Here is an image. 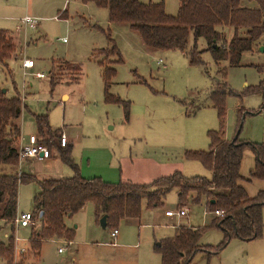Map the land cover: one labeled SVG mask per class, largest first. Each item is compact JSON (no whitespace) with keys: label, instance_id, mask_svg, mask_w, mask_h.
<instances>
[{"label":"rangeland","instance_id":"obj_1","mask_svg":"<svg viewBox=\"0 0 264 264\" xmlns=\"http://www.w3.org/2000/svg\"><path fill=\"white\" fill-rule=\"evenodd\" d=\"M138 1L163 3L165 14L172 17L178 9V0ZM65 10L66 19L60 18ZM25 17L33 20L35 28L20 25ZM0 30L14 37V56L19 57L8 62L14 85L0 67V87L7 90L8 97L14 96L16 89L24 100L18 120V146L26 145L30 135L38 136L34 117H45L50 132L56 133L55 144L59 135L66 137V146L59 148L65 151L71 145L70 158L79 173L82 164L84 176L108 179L113 175L117 180L118 161L122 159V171L128 179L144 184L175 171L186 178L210 179V172L200 162L184 158L187 151L209 150L208 132L222 128L228 140L239 135L245 142L264 143V111L258 112L262 99L247 93L264 79V70L259 73L257 69L264 65V39L260 46L242 54L240 67L230 68L228 62L220 63L233 93L225 99V114L220 120L209 99V93L220 82L218 67L209 52H203L201 63L195 65L189 64L178 51L150 52L140 35L128 25H111L107 9L79 0H0ZM232 36L233 30L226 28V41ZM113 46L117 55L110 51ZM205 48L204 41L198 40L197 50ZM24 59L34 63L25 77L21 68ZM100 63L115 70L107 96L118 100V104L106 99ZM35 73H43L45 78L37 79ZM51 79L55 83L53 88ZM239 109L248 113L240 124ZM50 152L47 160L55 156L51 161L33 160L27 165L25 161L32 159H19V170L24 175L31 172L39 180L72 177L74 170L62 163L55 149ZM134 157L139 161L128 165L126 160ZM253 165L254 157L248 150L240 173L246 179L243 187L250 197L264 189V181L249 178ZM36 191L35 183L19 187V213L33 210L32 197ZM177 203L175 192H170L162 207L143 209L139 223H119L116 246L107 245L112 243V231L99 225L93 206L86 204L65 219L66 228L73 233L70 246L63 243L68 241L65 239L45 241L39 258L33 259L28 241L30 231L39 230L36 222L30 229L15 232L19 242L14 248V259L35 264H159L155 247H159L160 240L174 235L178 220L182 219L165 216L166 212L178 209ZM202 205L181 207L187 210L183 218L190 226L208 227L215 217H204ZM262 218L263 232L259 239L247 243L231 240L216 255H209L205 252L209 249H205L190 264H264V210ZM0 227L4 226L0 224ZM6 232L0 230V242L6 243L3 236ZM221 241V231L209 228L199 244L216 247ZM59 249H62L60 253Z\"/></svg>","mask_w":264,"mask_h":264},{"label":"trees","instance_id":"obj_2","mask_svg":"<svg viewBox=\"0 0 264 264\" xmlns=\"http://www.w3.org/2000/svg\"><path fill=\"white\" fill-rule=\"evenodd\" d=\"M79 1L107 9L108 22L128 25L140 35L143 45L150 52L178 51L191 65L200 64L201 54L209 52L220 75V82L209 93V99L220 120L225 114V99L233 94L226 83V70L220 67V63L228 62L230 68L240 67L242 54L260 46V41L264 39V0H178V9L173 17L165 14L163 3L142 4L138 0ZM226 28L233 30L229 41L224 37ZM198 40L204 41V50H197ZM14 49L10 34L0 30V67L9 75L12 73L8 62L14 57ZM110 51L117 55L114 46ZM100 67L106 99L118 104V100H110L107 96L115 70L105 68L103 63H100ZM72 68L79 72L78 68ZM257 69L262 73L264 65ZM11 83L14 85L12 79ZM50 85L52 88L55 86L52 79ZM14 91L15 95L8 97L0 87V224L9 226L11 233L6 243L0 242V261L3 264H35L14 259L13 232L18 213V190L21 185L30 183L38 186V192L32 199V214L39 224V230L31 232L28 241V250L33 259L39 258L41 245L45 241H72L73 233L66 228L65 219L81 211L86 204L93 206L96 221L99 223L105 216V229L113 231L122 221H139L143 209L149 211L162 207V201L170 192L176 194L178 209L186 204L194 206L204 202L205 210L210 215L216 211L222 214L213 217L208 227L191 229L179 225L173 236L160 240L159 247H155L160 256L159 264H190L195 255L205 249H209L205 251L209 255H216L231 240L247 243L262 236L264 189L250 197L243 187L246 179L242 177L240 168L244 153L249 150L254 157L249 178L264 181V143L245 142L239 139V135L228 140L220 128L217 132H208V151L184 153L186 160L200 162L210 172V179L186 178L174 172L148 185L107 183L99 178L83 179L70 158L71 145L61 151L54 142L56 133L50 132L45 117L35 116L34 123L41 143L48 150L55 149L62 163L74 170L70 178L37 181L18 170V120L24 104L16 89ZM247 93L261 97L263 104L258 112L264 111V79ZM247 114L242 109L238 110L239 124ZM128 116L126 106V120ZM209 228H216L222 233V241L216 247L199 244Z\"/></svg>","mask_w":264,"mask_h":264},{"label":"built area","instance_id":"obj_3","mask_svg":"<svg viewBox=\"0 0 264 264\" xmlns=\"http://www.w3.org/2000/svg\"><path fill=\"white\" fill-rule=\"evenodd\" d=\"M22 24L30 26V27H34L36 24L33 22V20L29 17H25L21 20ZM161 60L158 61V63ZM21 68L23 69V76L25 77L27 75V71H31L34 68V63L31 60L28 59H24L21 62ZM35 78L37 79H43L45 78V76L43 75V73H35ZM23 143V141H22ZM67 144V139L66 137L61 134L59 135V137L57 138V145L58 147H65ZM50 150H48V148L41 143L40 139L35 136V135H30L27 138V142L26 145H21L18 147V157L20 160H24V159H32V160H36V161H44L50 158L51 154H50ZM187 214V210L185 208H181V209H177L175 211H170V212H166L165 216L167 218H183L186 217ZM221 212H214V214H212L215 217H219L221 216ZM207 215H210L206 210H204L203 212V216L207 217ZM35 224V219L33 217L32 213H22L20 215H17L15 220H14V226L16 228H31L33 225ZM117 235V230H113L112 233L110 234L111 238H115ZM14 241V246L16 247V243L19 242V240L14 237L13 238ZM68 245H70V242H64ZM21 250V249H20ZM62 251V249L58 250V253H60ZM19 253H22V251H19Z\"/></svg>","mask_w":264,"mask_h":264},{"label":"crops","instance_id":"obj_4","mask_svg":"<svg viewBox=\"0 0 264 264\" xmlns=\"http://www.w3.org/2000/svg\"><path fill=\"white\" fill-rule=\"evenodd\" d=\"M63 14H61V12L60 11H58V14H61L60 15V18H64V19H66V10L65 11H63L62 12ZM20 25H23V26H25V27H29V28H35V26L34 27H30V26H27V25H24V24H22V22L20 21ZM112 25V24H111ZM230 29V28H229ZM3 31H5V30H3ZM11 36V35H10ZM12 37V36H11ZM12 39H14V37H12ZM14 42V41H13ZM15 45V44H14ZM17 58H19V57H16V56H14L13 57V59H17ZM9 66V65H8ZM2 71H4V69H2ZM4 76L5 77H7L9 80H10V82H11V79L13 80V77H12V74L11 75H9L7 72H6V75L4 74ZM13 83H14V81H13ZM3 91H4V93L7 95V90L4 88V89H2ZM17 91V90H16ZM65 98V100H67V97H64ZM24 100H22V102H23ZM64 101V100H63ZM20 129V128H19ZM35 136H37V135H35ZM38 137V136H37ZM19 138H20V136H19ZM39 138V137H38ZM58 146V145H57ZM70 146V144L67 146V147H69ZM59 149V148H58ZM61 150V149H60ZM56 153L58 154V152L56 151ZM53 159H55V156L52 158V159H50V160H46V161H51V160H53ZM137 161H139V159H137L136 157H134L133 159L132 158H130L129 160H126V163H128V165H131V164H133V163H136ZM36 162V161H35ZM37 162H40V161H37ZM42 162H44V161H42ZM86 162V161H85ZM25 163L27 164V165H29V164H31V163H33V160L32 161H25ZM80 165L81 166H79V169H80V176L83 178V179H93V178H99V179H101L100 177H92V176H84L83 175V166H82V164L80 163ZM118 165H119V168L117 169L118 170V176H117V180H115L114 179V177H113V175H111L108 179H105V178H103L102 177V181H104V182H107V183H128V184H134V185H148V184H150L151 182H153L154 180H156V179H158V178H162V177H167V176H160V177H157V178H155V179H152L151 181H149L148 183H142V182H138V181H131V179H128V177L125 175V173H124V171H122V165H123V161H122V159H119V161H118ZM23 166V165H22ZM20 169V167H18V170ZM89 171H90V169H89ZM19 172L22 174V171L21 170H19ZM78 172H79V170H78ZM175 172H178V171H175ZM173 174V173H172ZM25 175H27V176H31V177H33V178H35L37 181H42V180H46V179H42V180H39L38 178H36V176H33V174L30 172V173H27V174H25ZM168 176H170V175H168ZM53 180V179H52ZM36 186H37V184H36ZM38 192V186H37V191H36V193ZM36 193H34V195L36 194ZM33 195V196H34ZM32 199H33V197H32ZM178 204V203H177ZM177 204H176V206H177ZM203 206V208H204V210H205V207H204V205H202ZM167 210V209H166ZM175 210H177V209H175ZM17 212H18V210H17ZM29 213H33V210L31 211V212H29ZM20 214H22V213H17V215H20ZM151 214H152V212H151ZM138 223H139V221H138ZM209 223V222H208ZM35 224H36V221H35ZM178 225H180V226H185V227H188V228H191V229H195V228H198V227H192V226H190L188 223H187V221H185L184 220V218H182V219H179L178 220ZM8 228H9V230H8ZM7 230V234H4L3 236H4V238H5V240H7V238H8V236L11 234L10 233V227L9 226H4V227H2V229H0V230ZM20 229H24V228H14V232H13V238L15 237V232L17 231V230H20ZM30 229V228H29ZM30 234H31V231H30V233H29V236H30ZM117 234H118V232H117ZM116 237H117V235H116ZM116 237L115 238H112V243H108L107 245H111V246H116V243H115V240H116ZM4 242V241H3ZM67 242H70L71 244H72V241H67ZM64 243V242H63ZM70 244V245H71ZM70 245H68V246H70ZM17 246H18V243H17ZM14 248H15V246H14Z\"/></svg>","mask_w":264,"mask_h":264},{"label":"water","instance_id":"obj_5","mask_svg":"<svg viewBox=\"0 0 264 264\" xmlns=\"http://www.w3.org/2000/svg\"><path fill=\"white\" fill-rule=\"evenodd\" d=\"M3 91V90H2ZM4 93V91H3ZM238 134V133H237ZM237 136V135H236ZM212 203V202H211ZM42 216V213L39 214V217ZM99 225L102 227V228H105V225H106V217L103 216L100 220H99Z\"/></svg>","mask_w":264,"mask_h":264}]
</instances>
